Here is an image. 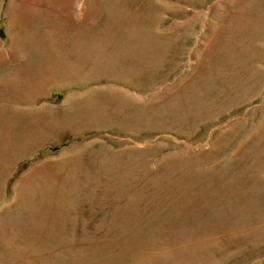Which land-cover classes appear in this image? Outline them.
<instances>
[{
    "label": "rangeland",
    "instance_id": "374dc122",
    "mask_svg": "<svg viewBox=\"0 0 264 264\" xmlns=\"http://www.w3.org/2000/svg\"><path fill=\"white\" fill-rule=\"evenodd\" d=\"M0 264H264V0H0Z\"/></svg>",
    "mask_w": 264,
    "mask_h": 264
}]
</instances>
